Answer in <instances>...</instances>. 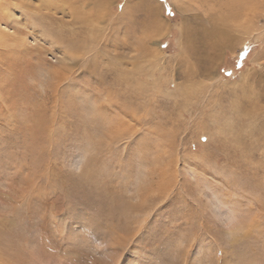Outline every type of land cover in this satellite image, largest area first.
Listing matches in <instances>:
<instances>
[{
  "label": "rangeland",
  "instance_id": "obj_1",
  "mask_svg": "<svg viewBox=\"0 0 264 264\" xmlns=\"http://www.w3.org/2000/svg\"><path fill=\"white\" fill-rule=\"evenodd\" d=\"M244 6L0 0V264H264Z\"/></svg>",
  "mask_w": 264,
  "mask_h": 264
},
{
  "label": "bare ground",
  "instance_id": "obj_2",
  "mask_svg": "<svg viewBox=\"0 0 264 264\" xmlns=\"http://www.w3.org/2000/svg\"><path fill=\"white\" fill-rule=\"evenodd\" d=\"M230 1V3H231V6L234 4L235 5V7L236 6H238V9L239 8H243V10H244V8L246 7V6H244V4H245V1L246 0H229ZM248 2V1H247ZM248 4V3H247ZM238 9L236 10V12L240 15V12H241V9H240V12H238ZM235 13V12H234ZM234 13H233V15H234ZM245 14H246V12H245ZM215 28V27H214ZM210 30H208V32H209ZM214 33V32H213ZM208 33H206L205 34V37L207 38L208 37Z\"/></svg>",
  "mask_w": 264,
  "mask_h": 264
}]
</instances>
